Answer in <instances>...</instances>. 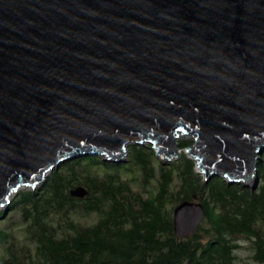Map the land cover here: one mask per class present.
Instances as JSON below:
<instances>
[{
	"label": "water",
	"instance_id": "water-1",
	"mask_svg": "<svg viewBox=\"0 0 264 264\" xmlns=\"http://www.w3.org/2000/svg\"><path fill=\"white\" fill-rule=\"evenodd\" d=\"M129 144L183 151L206 181L257 178L264 0H0V209L62 163L122 162ZM172 214L183 239L205 209Z\"/></svg>",
	"mask_w": 264,
	"mask_h": 264
},
{
	"label": "trees",
	"instance_id": "trees-1",
	"mask_svg": "<svg viewBox=\"0 0 264 264\" xmlns=\"http://www.w3.org/2000/svg\"><path fill=\"white\" fill-rule=\"evenodd\" d=\"M256 176L254 189L206 181L186 155L162 160L147 144H131L125 162L78 157L39 188L18 191L8 208L16 221L0 211V264H235L239 236L264 264V151ZM77 187L87 194L72 196ZM184 200L201 202L205 214L178 239L172 211ZM93 213L91 223L75 219Z\"/></svg>",
	"mask_w": 264,
	"mask_h": 264
},
{
	"label": "rangeland",
	"instance_id": "rangeland-1",
	"mask_svg": "<svg viewBox=\"0 0 264 264\" xmlns=\"http://www.w3.org/2000/svg\"><path fill=\"white\" fill-rule=\"evenodd\" d=\"M188 140H191V137L188 136V135L181 136V137L178 138V142L188 141ZM130 145L131 144L127 145V149H128V147ZM182 154H184L183 151H181V155ZM157 155H158V158L159 159L166 160V159H164L165 156L163 154H157ZM126 159H127V156L125 157V160L122 161V162H125ZM172 160H176V159H172ZM50 173L48 174V176L50 175ZM200 174H202V173H200ZM123 176H125V175H123ZM217 177H219V176H217ZM254 178H251L250 180H248L247 182H245L243 184H246L249 187L254 186L253 188H256L258 186L259 179H258V177L255 178V179ZM41 185H42V183L39 184L38 186H36L35 188L22 187L19 190H34V189L39 188ZM16 196L17 195H14L13 198L11 199V201L14 200ZM0 211H5V210H4V208H1ZM8 212H9V209H7L6 214L3 212L4 213V216L1 217V218H4L5 216H7L8 215ZM14 214L15 213H10L8 216L11 217V219H14L16 221L18 219V218H16V215L17 214H15V215ZM95 218H96V215L93 213V214H90L88 217L80 216V217H77L75 219L78 220V221H80V222H83V223H91V222H93L95 220ZM2 220H4V219H2ZM1 223L4 224V222H1ZM235 243L238 244V247L234 249L235 264H263V263H260V262L255 261L254 258L252 257V255H253V249L251 247L250 241H248L247 239H244L242 236H239L238 239L235 241Z\"/></svg>",
	"mask_w": 264,
	"mask_h": 264
},
{
	"label": "bare ground",
	"instance_id": "bare-ground-1",
	"mask_svg": "<svg viewBox=\"0 0 264 264\" xmlns=\"http://www.w3.org/2000/svg\"><path fill=\"white\" fill-rule=\"evenodd\" d=\"M196 201V200H195ZM199 202V201H198Z\"/></svg>",
	"mask_w": 264,
	"mask_h": 264
}]
</instances>
